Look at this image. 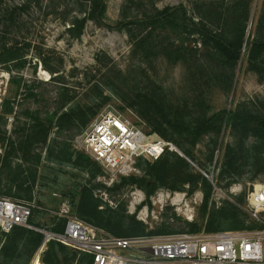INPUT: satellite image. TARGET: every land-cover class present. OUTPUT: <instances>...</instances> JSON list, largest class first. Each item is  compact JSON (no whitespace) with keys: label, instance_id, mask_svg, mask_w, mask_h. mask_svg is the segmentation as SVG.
Instances as JSON below:
<instances>
[{"label":"rangeland","instance_id":"obj_1","mask_svg":"<svg viewBox=\"0 0 264 264\" xmlns=\"http://www.w3.org/2000/svg\"><path fill=\"white\" fill-rule=\"evenodd\" d=\"M23 1L3 0L0 2V16ZM107 1L106 22L108 25H115L122 19V7L126 0ZM62 4L61 7L56 2L50 11L66 10L68 17L56 14L45 16L44 10H34L11 24L12 26L0 24V36L9 43H13L16 38L19 47L24 49L22 66H16V63L0 66V190L6 192L12 187V195L9 196L19 197L17 184L10 181H17L20 174L22 180L35 174V183L27 181L25 189L30 187L31 190L32 198L28 200L43 207L58 209L64 199L78 203L82 191L88 188L99 201V209L120 212L125 219L119 221L126 227L130 226V217H135L136 221L144 225L145 235L152 231H167L172 234L190 232L191 226L186 221H197L203 213V184H199L193 194L189 192V185L181 190L160 188L156 193L165 191L172 195L185 194L179 206H173L169 200L168 205L161 209L152 203V197L156 193L148 199L145 192L135 184H122L124 176L114 175L97 161L101 172L95 178H92L89 170H82L72 162L47 161L48 144H38L35 147V152L42 155L35 173L33 166L31 170L23 161L22 152L16 153L9 167L5 164V154L11 149L10 142L21 139L35 117L48 120L49 115L60 111L64 96H75L76 103L88 113L96 112L87 127L102 113L113 111L150 133L148 121L142 115L143 109L148 111L149 106L141 104L143 109L136 104L130 106L137 95H149L161 103L166 111L185 114L192 119L237 108H245L264 116V79L249 69L247 58L243 57L236 67L229 88L215 79L216 65L210 61L171 64L163 56L146 58L134 46L127 33L93 21L87 23L80 39H71L66 29L70 26L72 16L78 14V11L73 0L62 1ZM179 4L191 6L189 0H134L126 12L135 15L144 13L153 5L163 9ZM2 18L7 17L1 16L0 19ZM255 37H264V0H254L251 8L246 38L252 40ZM197 46L201 47L200 44ZM53 70L58 72L53 73ZM63 86L68 90L62 96ZM5 97L9 98L15 109L13 115H2ZM28 113L31 115L28 116ZM81 132L77 128L60 130L54 125L49 143L55 140L66 144L74 154L73 160H76L78 154L83 153L74 147V140ZM174 143L180 149L178 143ZM259 147V140L254 136L243 137L232 128L224 127L219 134H209L199 142L194 149L195 159L187 158L192 162L188 161L192 169L202 173L213 184L209 212L230 203L237 206L242 212L248 213L245 227L239 229L243 231L264 229L260 228L264 225V210L260 212L259 221L252 217L248 206L249 193L253 187L264 184V153ZM180 151L183 153L181 149ZM212 153L213 159L210 161ZM83 154L95 161L90 155ZM227 161L238 166L237 172L221 175L220 170ZM138 166L140 172L133 176L144 174V165ZM116 184H120L121 188L113 190ZM110 188L112 190H108ZM187 203L190 204L189 207H186ZM39 216L37 221L41 227L55 225L50 214L39 213ZM253 224L258 225L249 229L248 226ZM106 231L109 232L108 229Z\"/></svg>","mask_w":264,"mask_h":264},{"label":"trees","instance_id":"obj_2","mask_svg":"<svg viewBox=\"0 0 264 264\" xmlns=\"http://www.w3.org/2000/svg\"><path fill=\"white\" fill-rule=\"evenodd\" d=\"M2 1L0 0V2ZM62 1L65 0H24L1 15L7 18L0 19V24H14L34 10H44L45 16L56 14L59 17H68L69 13L66 10L50 11L56 2L62 7ZM132 1L134 0H126L123 4L122 19L115 25H108L106 22L107 0H73L78 14L72 16L66 32L71 39H80L90 21L110 29L124 31L146 58L163 56L171 64L186 61L200 63L202 60L214 63L216 65L215 79L223 82L229 88L236 67L240 60L246 57L249 69L264 79V37H255L252 40L246 38L254 0H189L190 7L186 4H179L160 9L153 5L144 13L130 15L126 9L130 7L129 4ZM139 1L141 2V0ZM0 37V66H9L13 63H16V66H22L24 64V49L19 47L17 39L15 38L13 43H9L4 37ZM198 44L201 47H198ZM52 72L58 71L53 70ZM62 90L61 95H66L67 87L63 86ZM75 99V96H64L61 110L54 115H49L48 120L35 117L36 119L28 125V130L25 131L26 133L21 139L10 142L11 149L5 154V164L11 167L12 158L16 156L17 152H22L23 161L30 166L28 168L31 170L33 166L35 173L42 161V155L35 152V147L38 144H48L47 161L72 162L82 170H89L92 178H95L101 172L96 161H92L89 156L83 153H79L76 160H73L74 154L66 144L55 140L49 143V136L54 125L60 130L77 128L81 132L96 115V112L88 113L84 107L76 103ZM135 104L139 107L141 104L149 106L148 111L141 108L143 109L142 115L148 121L150 134L158 135L173 143L177 142L185 157L168 151L155 162L140 159L138 165H144V174L125 177L122 179V184H135L145 192L148 199L160 188L181 190L185 185H189V192L193 194L198 185L203 184L205 195L202 203L203 213L197 221H186V224L191 226L189 233H199L203 230L217 232L243 229L248 213L242 212L237 206L228 203L227 206L209 212L208 206L214 188L213 184L202 173L195 172L187 158L195 159L194 149L199 142L209 134H219L224 127L232 128L243 137L254 136L259 140V148L264 153V116L252 113L245 108H237L235 110L225 109L211 116L205 114L192 119L185 114H173L166 111L161 103L149 95H137L130 106ZM66 107H68L67 110H63ZM14 113L15 109L11 105V101L5 97L2 104V115H13ZM29 115L31 114L28 113ZM212 159L213 153L209 157L210 161ZM225 164L220 170L221 175L237 172L236 164L230 161ZM35 180V174L26 180H22L20 174L17 181H10L12 184H17L20 191L19 197L9 196L12 195V187L6 192L1 189L0 195L28 200V198H32L31 190L30 187L25 189V185L27 181L35 183ZM119 188H121L120 184L113 186V190ZM108 190H112V188ZM81 194L78 203L70 201L71 213L74 216L104 231L108 229L107 233L117 237L146 234L144 225L136 221L135 217H130V226L126 227L119 221L125 219L120 212L112 209H99V201L96 200L90 189L85 188ZM121 212L124 214L123 210ZM39 217V213L36 212L30 223L41 227L37 221ZM52 218L55 225L45 228L52 232L63 233L66 219ZM114 223L118 225L115 226ZM256 225L258 224H253L248 228L253 229ZM263 227L264 225L260 226V228ZM148 234L145 236L172 233L152 231ZM43 241L44 235L41 232L21 226L15 227L7 236L0 255V264H30ZM79 255L80 257H78ZM41 262L42 264H93V257L52 240L42 253Z\"/></svg>","mask_w":264,"mask_h":264},{"label":"built area","instance_id":"obj_3","mask_svg":"<svg viewBox=\"0 0 264 264\" xmlns=\"http://www.w3.org/2000/svg\"><path fill=\"white\" fill-rule=\"evenodd\" d=\"M74 147L93 157L107 171L124 177L140 172V159L155 162L168 151L183 154L173 142L153 136L113 111L102 113L79 133ZM156 194L152 203L161 209L169 200L173 206H179L185 196L165 191ZM248 206L252 217L260 221L264 184L253 187ZM36 212L66 219L64 232L56 233L31 224ZM17 226L44 235L43 244L30 264L41 261L52 240L91 255L93 264H264V229L117 237L74 216L69 199L62 200L58 209H53L32 200L0 195V253L8 234Z\"/></svg>","mask_w":264,"mask_h":264},{"label":"bare ground","instance_id":"obj_4","mask_svg":"<svg viewBox=\"0 0 264 264\" xmlns=\"http://www.w3.org/2000/svg\"><path fill=\"white\" fill-rule=\"evenodd\" d=\"M40 263H41V261H36V262H35V264H40ZM41 264H42V263H41Z\"/></svg>","mask_w":264,"mask_h":264},{"label":"water","instance_id":"obj_5","mask_svg":"<svg viewBox=\"0 0 264 264\" xmlns=\"http://www.w3.org/2000/svg\"><path fill=\"white\" fill-rule=\"evenodd\" d=\"M181 156L185 157L184 154H182ZM189 162H191L189 159H187ZM192 163V162H191Z\"/></svg>","mask_w":264,"mask_h":264}]
</instances>
